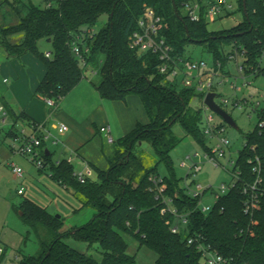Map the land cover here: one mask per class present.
<instances>
[{
	"label": "trees",
	"instance_id": "1",
	"mask_svg": "<svg viewBox=\"0 0 264 264\" xmlns=\"http://www.w3.org/2000/svg\"><path fill=\"white\" fill-rule=\"evenodd\" d=\"M47 2L57 6L45 9L24 0H6L1 5L7 4L17 20L13 25L0 26V48L7 58L34 54L46 66V75L35 96L59 104L82 82L88 68L80 66L70 43L76 34L92 29L107 15L106 25L87 40L91 50L87 67L103 77L94 86L102 99L126 102L130 95L137 96L148 122H138L117 140L115 152L107 157L110 168H97V177H87L84 182L77 178L68 160L53 163V155L46 153L43 141L39 170L48 172L60 185L71 187L82 202V210L92 209L95 213L88 223L65 231L61 217L29 200L23 201L17 210L37 235L39 251L36 255H22L19 264H136V256L128 253L125 237L136 239L140 248L145 246L154 252L155 264H203L196 247L188 245L186 230L190 236H201L232 264H264V127H256L245 135V145L237 159L239 181L211 213L203 214L198 201L181 187L182 179H177L171 160V152L181 142L173 131L176 124L184 128L186 137L193 136L207 151L202 131L203 110L191 107L192 99L198 95L190 89L176 88L160 75L157 56H138L128 47L129 37L138 29L139 16L145 7H150L164 19L162 34L174 55L185 56L190 44L202 45L213 63H221L226 73L229 51L238 48L246 55L247 73L264 78V0H238V11L243 13L244 20L219 32L210 31L206 21L192 22L185 17L182 10L187 0H44ZM18 35L22 38L12 42L11 38ZM41 41H50L51 57L39 50ZM5 108L13 127L21 122L36 129L28 115ZM260 117L264 119V111ZM10 134L17 136L13 131ZM138 142L153 147L158 158L154 166L146 165L136 149ZM256 158L261 167L263 194L250 216L245 213L243 188L256 180L254 165L249 163ZM160 165L170 172L169 177L163 178V198H171L179 213L189 214L188 227L181 234L172 232L177 219L170 212L163 213V198L158 199L150 181L152 176L160 177ZM69 239L90 248L97 244L102 259L73 248L66 242Z\"/></svg>",
	"mask_w": 264,
	"mask_h": 264
},
{
	"label": "rangeland",
	"instance_id": "2",
	"mask_svg": "<svg viewBox=\"0 0 264 264\" xmlns=\"http://www.w3.org/2000/svg\"><path fill=\"white\" fill-rule=\"evenodd\" d=\"M5 1L6 0H0L1 27L5 25H13L17 21L16 18L12 16L7 4L1 6ZM24 1L27 4L35 6H45L44 0ZM229 1H231L235 9L233 16L222 17L215 23H210V31L219 32L230 30L244 20L243 13L237 10L238 0ZM107 22L108 16L103 15L97 25L93 27L94 32H99ZM21 38L22 35H18L11 38V41L18 42ZM39 50L46 53L48 51L50 52L52 48L47 42L41 41L39 43ZM2 55H5V51L0 48V57ZM185 56L197 61L203 60L209 64H212L213 62L211 55L202 45H188L186 47ZM31 59L32 61L39 63L40 69L45 67L44 63L34 54H27L19 59L7 58L6 61L10 65L12 62H16L22 68H25L26 66L28 74L30 72L38 74L39 68L36 70L35 65L34 70H29L32 68V64L30 63ZM262 65L264 66V59ZM24 68L23 70H25ZM228 69L234 77L238 76L234 64H230ZM11 74L5 70L4 73L0 75V94L4 95L5 92L8 91V88L14 82L19 80L12 68ZM30 76H32V74ZM4 78L8 79V84L3 82ZM102 78L101 74L93 75L89 69L86 70L82 82L56 107H49L51 109V114H56V116H53V120L51 118L52 122L49 124V127H51L52 123L58 121V117L65 119L71 118L78 124L77 128L74 129L76 132H74L72 140L74 143L73 147L76 145L75 147L78 151H69L65 145V139L57 133H52L53 137H50L51 140L47 141V148L53 153L52 162L58 163L64 160H72L71 166L76 175L87 171L89 161H92L101 170H108L110 168L107 157L115 152L117 146L116 144L109 145L103 135L100 134L99 128L102 125H110L112 127L113 137L117 141L126 134L124 131L131 130V124L134 120L141 123L148 122V116L144 112L140 100L135 95H130L125 103L122 101L102 99L96 92L94 86L95 84H99L102 81ZM28 79L29 76L24 79L23 83L29 93ZM248 81L252 84L244 87L243 92L238 95V98L243 99L245 97H252L253 101H260L262 105H264V78L262 76L256 79L249 78ZM219 82L220 79H217L216 83ZM238 84L243 85V81L240 80ZM24 87H22V89L26 91ZM22 89H19L16 95L19 96L18 98L26 99V92L23 94ZM216 95L217 98L215 101L219 105H221L223 99L229 101L227 106L223 105V109L233 118L239 127V130H235L230 126L228 127L232 157L236 160L239 152L243 149L245 135L255 129L258 124V119L256 114L251 111L250 107H243L242 109L233 108L232 100L235 95L228 85L218 86ZM5 96L6 99L9 100L8 96H10V94L8 96L5 94ZM31 99L29 100L31 101ZM201 105V97L196 96L192 99L191 107L200 108ZM208 113L214 115L217 123L222 122V119L212 111L209 110ZM1 115L2 114H0V130L3 129V131L6 132L9 130V127L7 124L3 123ZM20 129L21 128L18 127V130ZM173 131L175 136L181 140L180 144L171 152L172 166L177 179H182L186 176L188 169H184L181 166V163L190 156L192 157V162H199V166L202 168L201 172H199L195 178L196 183L203 186H212L213 190L216 191L222 184H230L233 181L230 169L229 171H226L222 168H216L204 159V148L201 143L193 136L186 137L185 130L180 124H176L173 127ZM54 141L58 143L53 144ZM204 143L210 145L208 140H205ZM136 149L141 156L145 158L146 165L151 167L157 163L158 158L153 147L149 143L138 142ZM196 154H198L200 158H196ZM20 161L23 164L21 165L22 168L26 172V180L23 183L26 192L25 195L18 196L12 200L10 199V188H12L11 192L17 190L16 185H10L12 182V176H10L12 175L11 167H7V170L11 174L4 171L0 177V183L4 186L5 193L7 194L6 200L0 201V245L8 248L7 256L5 258L8 264H18L22 255H36L39 251L37 235L22 221L21 214L17 210V207L23 201L29 200L46 209L49 213L55 216H60L64 221L63 230L65 231L72 226H82L88 223L95 213L92 209L82 210V202L73 194L71 187L66 188L65 186L60 185L57 181L52 179L48 172L40 171L38 166L31 163L26 157H22ZM222 163H225V161H222ZM89 170L92 172V177L96 178V170L93 169V167L89 168ZM159 173L162 178L169 177L170 175V172L163 165H160ZM181 185L183 186L182 181ZM212 202L213 194L212 191H210L206 195L205 203L211 205ZM75 210L81 211L75 213ZM125 238L129 244L128 253L136 256V264H155L157 255L154 252L145 246L140 248V244L134 238ZM66 242L81 252L90 254L98 260L102 259V253L97 244L90 248L88 244L75 241L74 239H69ZM16 255L19 256L18 260H15Z\"/></svg>",
	"mask_w": 264,
	"mask_h": 264
},
{
	"label": "built area",
	"instance_id": "3",
	"mask_svg": "<svg viewBox=\"0 0 264 264\" xmlns=\"http://www.w3.org/2000/svg\"><path fill=\"white\" fill-rule=\"evenodd\" d=\"M68 1V0H67ZM55 2L45 3L44 8L50 9L56 7ZM239 5L237 4V10ZM183 15L192 22L206 21L208 24L215 23L222 17H230L234 14L235 9L231 1L229 0H187L183 7ZM138 29L133 32L129 37L128 47L137 53L138 56L151 53L160 60L158 65V73L169 80L178 89H190L193 90L198 96L202 97V131L204 133L205 140H208L210 145H207V151H204V159L210 162L216 168H222L226 171L231 170L233 181L230 184H222L218 190H213L212 186H203L196 183L195 178L197 174L201 172L202 168L198 163L192 162V157H187L181 163L184 169H188V172L184 178H182L185 193L192 199L198 201V209L205 215L211 213L218 203V201L226 196L231 189L239 181L241 173L237 167V159H233L231 152V141L228 136L229 125L222 119L221 123L215 121L214 115L209 114L210 110L204 103L206 96L210 93L217 92V87L222 85H228L233 91L235 97L232 100V106L234 109H242L243 107H250L258 119L256 127H264V119H262L261 113L264 111V105L260 101H253L252 97L239 99L238 95L243 92V88L251 85L248 81L249 78H254V74L247 73L246 55L244 52H240L238 48L229 51L228 63L224 73L221 69V63L209 64L203 60L197 61L186 56H176L173 53L172 48L167 44L164 37L163 30L165 27L164 19L158 16L156 12L150 8L145 7L142 14L138 18ZM96 33L92 29H85L71 41L70 48L83 68L87 67V56L90 54V46L87 40L93 39ZM46 57H51L50 53H46ZM264 59V54H263ZM262 59V61H263ZM234 64L236 67L237 75L234 77L229 71V65ZM263 66V65H262ZM90 70V69H89ZM93 75L99 74L97 71H91ZM220 79L219 83L216 80ZM242 80L243 85H239L238 82ZM217 98V97H216ZM215 98V99H216ZM214 99V102L216 103ZM46 103L49 107H56L58 104L52 99H46ZM217 104V103H216ZM229 101L223 99L221 105L217 104L223 109V105L227 106ZM3 111V108L0 109ZM224 110V109H223ZM211 111V110H210ZM225 111V110H224ZM215 114V113H214ZM217 115V114H216ZM255 127V128H256ZM28 133L25 129L21 130L19 135L13 140L12 149L15 153L22 157H26L31 163L36 164L38 168L42 167L40 160L41 146L43 141L49 138L50 134L46 131L43 125H36V129ZM68 127L64 124L58 126L59 134H65L68 131ZM100 134L106 139L109 145H114L116 140L113 137L112 129L110 125H103L99 129ZM40 135V136H39ZM58 142L54 141L53 144ZM245 145V143H244ZM17 146V148H16ZM196 158H200L198 154ZM225 161V163H222ZM71 163V160H69ZM250 164L254 165L253 173L256 175V180L251 185H246L243 188V194L246 199L244 201L245 213L252 216L256 205L260 204V198L263 192L260 186L263 183L261 175V167L259 159L250 160ZM14 175L23 180L25 171L16 165H10ZM87 177H91V172L87 169L77 175V178L84 182ZM150 181L155 186V190L158 193V199L163 198L166 191V184L163 178L160 176H152ZM212 191L213 202L211 205L205 203V198L208 192ZM25 194V187H21L18 190V195L23 196ZM165 209L163 213L170 212L177 219V223L172 227L174 234H181L183 230L188 227V213H179L173 206V200L171 198H163ZM187 236L188 245L195 246L197 251L201 255L203 264H232V260L224 257L210 244H207L205 240L197 235L190 236L188 231H185ZM7 251L5 247L0 245V264H8L5 258ZM18 255L15 256V260H18ZM19 264V262H18Z\"/></svg>",
	"mask_w": 264,
	"mask_h": 264
},
{
	"label": "crops",
	"instance_id": "4",
	"mask_svg": "<svg viewBox=\"0 0 264 264\" xmlns=\"http://www.w3.org/2000/svg\"><path fill=\"white\" fill-rule=\"evenodd\" d=\"M48 44H50V43H48ZM46 53H50V52L48 51ZM6 60H7V55L5 53V55H2L0 57V73L3 74L4 71L6 70V72L11 74V68H12L13 71L15 72V75L18 77L19 80L14 82L8 88V91H7L8 93L5 92V94H7V96L10 94V96H8L9 100L6 99L5 94L4 95L0 94V95H2V96H0V109L3 108V111L0 110V114H2L1 116L3 119L2 120L3 123L7 124L9 127V130L6 132H4L3 129L0 130V177L2 176L4 171H7V173H10L7 170V167H10L11 164L19 166L22 168L21 165H23V164L20 161L22 157H20V155L15 153L12 149L13 145H17L16 143H13V140L19 135L20 131L23 129H25L28 133L33 131L32 130L33 127L28 126V124H26V123L18 122L16 124V126L13 127V125H14L13 121L11 120V117H10L9 113H7V110L5 107L10 108L16 114L25 113L26 115H28L31 118L32 122H34L36 125H43L45 127L46 131L51 135V136H49V138L53 137L52 133L53 134H56V133L59 134L58 126L60 124L66 125L69 130L65 134H61V135L59 134V135L65 139V145L67 146L69 151L73 152V151L77 150V148L75 147L76 145L73 147L74 143L72 142L73 134H74V132H76V130H74V129H76L78 126L77 122L71 118L65 119V118L58 117V121L56 120L57 122L52 123L51 127H49V124L53 120V116H56V114L55 113L53 115L51 114V109L49 108V106L46 105L47 103H46V100L44 98L35 97V92H36L39 84L42 82V80L44 79V77L46 75V72H47L46 66L43 67V69H40L39 63H36L35 61H32V59H31L30 63L32 64V68H30L29 70H31V69L34 70L35 69L34 65H35L36 70L39 68V73L35 74L34 72H30L28 74L27 67L25 65H24L25 68L24 67L23 68L26 71L23 70V68L20 67L16 62H12L10 65L9 63H7ZM91 71L92 70H90V72ZM31 74H32V76H30ZM11 75H14V74H11ZM97 75H99V74H97ZM27 76H29V79H28V82H29L28 91H29V93L27 92V89L24 87V83H23L24 79ZM3 82L5 84L9 83L7 78H4ZM22 87H24L26 89V91L24 89H22ZM19 89H22L23 94H24V92H26V99L18 98L19 96H17L16 94L18 93ZM96 92H97V90H96ZM31 96H32V99H31ZM29 99H31V101ZM140 104H141V102H140ZM141 106H142V104H141ZM51 118H52V120H51ZM137 123L138 122L136 120L133 121V123L131 124V130L136 126ZM18 127H20L21 129L18 130ZM111 129H112V127H111ZM131 130H126V131H124V133H128ZM12 131L15 132L17 134V136L14 134H10V132H12ZM112 134H113V129H112ZM49 138L45 140V148L44 149H45L46 153H51L53 155L52 151L47 148V141L51 140V138L50 139ZM16 148H17V146H16ZM92 167L95 170L98 168L96 166V164H94L92 161H89L88 165H87V169L92 168ZM10 176H12V180H11L12 182L10 183V185L14 184L17 186V190L15 192H11L12 188H10V199L12 200V199H15L19 196L18 190L21 187H24L23 183L26 180V172H25L23 180L19 179L16 175L13 174V172H12V175H10ZM96 177H97V173H96ZM91 178H93L92 172H91ZM6 196H7V194L5 193L4 186H2L0 183V201H5ZM73 227H80V226H72L71 228H73ZM67 229L69 230V228H67ZM0 241H1V239H0ZM4 247H6V246H4Z\"/></svg>",
	"mask_w": 264,
	"mask_h": 264
},
{
	"label": "water",
	"instance_id": "5",
	"mask_svg": "<svg viewBox=\"0 0 264 264\" xmlns=\"http://www.w3.org/2000/svg\"><path fill=\"white\" fill-rule=\"evenodd\" d=\"M245 14H246V10H245ZM48 43H50V41H48ZM216 97L217 95L215 93L208 94L204 100L205 105L213 113L220 116L224 120V122L227 123L230 127H232L235 130H239V127L237 126V123L233 120V118L214 102V99ZM57 218H60V216H57Z\"/></svg>",
	"mask_w": 264,
	"mask_h": 264
}]
</instances>
